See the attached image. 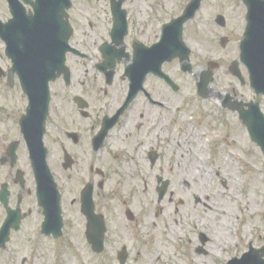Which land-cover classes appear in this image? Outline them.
<instances>
[{
    "label": "flooded vegetation",
    "instance_id": "obj_1",
    "mask_svg": "<svg viewBox=\"0 0 264 264\" xmlns=\"http://www.w3.org/2000/svg\"><path fill=\"white\" fill-rule=\"evenodd\" d=\"M37 1L0 0V19L3 22L16 20L17 10L30 17ZM59 1L61 5L58 0H41L45 17L50 10L51 16L57 18L52 23L57 35L60 33L58 17L63 19L65 13L62 0ZM67 1L70 5H65V18L73 29L69 40L74 51L67 55L69 76L63 74L50 84L49 116L43 139L49 149L47 158L61 195V214L56 216L54 228L48 227V214L34 169L36 159L31 145L38 121L26 120L28 96L18 74L15 73L11 85L9 71L12 64L8 57V63H5L3 54L0 56V264H70L68 254L76 236L69 235V229L74 226L83 245L81 249L90 253L93 263L129 264L133 252L127 245L120 250L117 248L124 229L119 225V219L113 220L118 209L111 208L106 202V190L113 174L121 175L122 169L133 163L135 168L141 166L137 153L148 141L144 140L145 136L150 135L152 139L157 136L154 142H164L166 137L179 132L180 121L171 119L166 109L167 87H171L160 73L150 71V68V72L144 74L145 68L142 69L138 75L141 84L127 102L132 83L130 68L160 52L161 19L144 20L138 0ZM190 22L183 26L185 40L190 39ZM223 23L217 24L226 29L229 22L225 19ZM20 27L21 23L15 25V28ZM44 30L49 32L48 23ZM223 37H227L229 43L228 35ZM174 61L181 65L180 59ZM166 64L162 62L161 71L167 72ZM230 95L232 103L237 100L241 104L247 103L237 91ZM136 110L140 115L135 123L132 121ZM105 127L109 128L104 138H98ZM134 133L141 137L131 147L125 140ZM150 152L155 153L154 160ZM147 154L150 167L160 166L164 172L166 154L162 156L157 148ZM167 169L169 175L161 174L163 179L159 181V176L156 181H166L170 188L175 181L174 167L170 165ZM91 184L95 209L107 222L102 253L93 251L89 242L87 250L85 246L88 220L82 210V198ZM134 218L132 221H137L136 214ZM58 225H61L60 231H57ZM204 251L208 253L205 248ZM82 264L86 263L82 261Z\"/></svg>",
    "mask_w": 264,
    "mask_h": 264
},
{
    "label": "rangeland",
    "instance_id": "obj_2",
    "mask_svg": "<svg viewBox=\"0 0 264 264\" xmlns=\"http://www.w3.org/2000/svg\"><path fill=\"white\" fill-rule=\"evenodd\" d=\"M188 1L138 0L137 3L144 20L148 21V19L154 18L161 19V22L164 20L167 23L184 11ZM246 9L243 0H202V6L197 12V16L189 25V28H192L190 39H186L188 45L193 49L191 61L194 72L198 74L203 69H208V61H216L220 66L215 70L216 77L212 87L222 93L237 91L245 102L257 100L254 90L249 85L247 70L243 64L239 63L242 74L246 77V84L242 85L231 74L229 68L235 60H239L241 55L240 42L244 37L243 15L246 17ZM219 14L223 15L229 22L226 29L220 28L215 22ZM223 35H228L230 41L226 47L222 48L219 41ZM4 48L5 44L0 42V56L3 54V61L8 63ZM1 62L2 59L0 64ZM165 68L182 89L180 93H176L167 87L169 97L167 113L171 119L176 118L180 121L179 132L166 137L164 142H162L163 140L154 142L150 135L144 137V140L148 141L141 145L139 153H137L138 163L141 166L132 171V185L129 187H124L123 177L120 173L112 175L114 178L106 190L108 195L106 202L111 208L118 209L113 220L119 219L118 223L124 229L117 248L120 250L122 246L127 245L129 250L133 252L129 264H157L156 262L152 263L149 259L146 260V255L151 253L154 247V230L156 229L154 224L146 223L147 216L151 213L154 222L162 221L163 226L161 228L164 231L166 228L164 225L167 224L170 216L177 218L175 211L171 213L167 210L168 204H174V206H186V212H191L193 216L188 215L187 219L184 220L186 232L184 236H179L175 243L179 252V260L175 261L169 254L167 264H176V262L177 264H228L233 258H242L243 254L249 252L251 247L255 249L264 248V153L251 138L248 128L237 113L220 108L216 101H200L194 74L183 72L177 61L167 63ZM8 100L6 99V102ZM258 100L264 110V97H261V100L258 98ZM137 111L133 113V118H135L132 122L135 123L140 115ZM175 112L180 113V115H173ZM142 129L144 131L145 127L142 126ZM197 132H205L204 139L206 140V147H208L205 153L206 158L204 157L205 160L203 161V169L209 172L210 178L208 184L201 185V187L198 181L187 185L182 184L183 179L179 173L186 168L177 169L176 163L178 154H186L191 151L190 146L195 144L190 140V136H195ZM140 137L141 134H131L125 140V144L132 147L134 143L137 144ZM153 148L159 149L162 156L166 154L167 164L164 172L160 170V166L152 169L148 164L147 153ZM228 158L234 161L236 171H242L243 177L245 176L244 181L238 187L239 191L242 190L247 194L252 189L254 192L255 189L252 185L254 179L257 178L261 181V186L256 190L260 210L249 230L246 229L245 232L242 230L241 238L236 245L230 249L219 251L211 234L212 226H208V224L213 223L211 215L214 211L213 208L220 205L221 198L218 195L227 197L231 191L237 190L234 182L226 179L224 177L225 172L222 171V162ZM170 165L176 168L174 185L168 189L164 200H160L157 186H150L146 189L142 178L153 170L158 174L169 175L167 167ZM144 168L146 171L143 170ZM173 191L174 194L172 195ZM170 198L173 200L172 203L169 201ZM127 208H130L137 215V221L132 222L126 217ZM103 211L105 212V209ZM111 220H109L110 225L113 224ZM199 222L205 223L208 227L197 226ZM201 233L209 238L204 245L208 253L198 255L196 250L202 245ZM69 235L76 236L68 254L70 264H82V261L86 264H96L93 263L94 259L90 253L87 251L84 253L81 249L83 245H81L75 226L70 227ZM85 242L87 250L88 241L85 240Z\"/></svg>",
    "mask_w": 264,
    "mask_h": 264
},
{
    "label": "water",
    "instance_id": "obj_3",
    "mask_svg": "<svg viewBox=\"0 0 264 264\" xmlns=\"http://www.w3.org/2000/svg\"><path fill=\"white\" fill-rule=\"evenodd\" d=\"M248 7L247 21H249L246 28L245 38L241 45V61L247 65L250 75V85L254 88L256 94L264 95V1L263 0H245ZM38 19L41 17L42 10L39 9L40 4H34ZM201 6V0H192L189 6L184 11L179 19L169 23L165 27L163 33V40L160 43V52L155 53L149 59H143L139 66L130 68L131 73V97L137 92L138 85L141 80L138 78L139 72L145 67L151 68L158 73L160 70V63L163 61H171L176 57L182 60V67L185 72H193V67L189 63L190 49L184 45L181 35L183 22L189 20L196 15L197 10ZM34 16L30 18V23L35 24ZM223 17H218V22L222 23ZM27 22V23H29ZM41 23V22H38ZM0 33L7 43V53L13 58L14 67L12 73L17 72L21 76L22 85L27 95L30 98V107L28 109V116H36V119L41 121L40 125H35L33 129L34 140L31 148L36 159L35 169L39 180L40 195L46 204V211L48 214V227L54 228L56 216L60 215V194L57 190V185L51 169L47 163V150L43 146L44 121L48 110V102L50 99L49 85L50 81H54L63 73H68L66 68V54L70 50L68 45L71 29L69 25L63 23V32L61 34L60 42H53L49 44L42 27L31 26L30 24L23 31L18 34L12 31L11 22L6 25H1ZM221 44L226 45L224 41ZM24 47L25 49H21ZM210 69L203 71L197 77L199 88V95L208 97L213 91L210 85L214 81V70L218 68L216 62L209 63ZM147 70V69H146ZM147 71L144 70V74ZM233 75H237L242 83L245 79L239 69V64L235 61L231 66ZM168 83L179 89L174 81L166 74ZM130 97V98H131ZM130 100V99H129ZM249 109L243 110L242 107H233L239 109L240 118L244 121L247 128H249L251 137L261 146L264 151V115L259 104L251 102L248 104ZM106 132V131H105ZM104 132V133H105ZM167 184V183H166ZM159 189V196L163 198L167 190V185ZM93 188L90 187L85 193L83 210L86 214L89 223L87 227L88 241H90L95 249H103L104 235L106 232L105 220L97 215L94 209V201L92 199ZM131 217V212H128ZM61 225H58L59 230ZM202 242L206 241V236L203 234ZM202 249H200L201 251ZM261 253V254H260ZM264 248L261 250L251 249L250 252L245 253L242 259L234 258L229 264H264Z\"/></svg>",
    "mask_w": 264,
    "mask_h": 264
},
{
    "label": "bare ground",
    "instance_id": "obj_4",
    "mask_svg": "<svg viewBox=\"0 0 264 264\" xmlns=\"http://www.w3.org/2000/svg\"><path fill=\"white\" fill-rule=\"evenodd\" d=\"M204 137L205 132H197L195 133V136H190V140L195 144L194 146H190L191 151L186 154L180 153L177 155V169L186 168L179 173L183 179L182 184L184 185L198 181L201 187V185H207L209 182V172H206L203 169V161L205 160L204 157L206 158L205 153L208 149ZM154 139L156 140L157 136H155ZM222 163V171L225 172L224 177L234 182L237 186V190L231 191L230 195L227 197H223L220 194L218 195V197L220 196L221 198L219 201L220 205H216L213 208L214 211L211 214L213 223L208 224V226H212L211 234L219 251L230 249L232 246H235L237 241L241 238L240 233L242 230L245 232L246 229L249 230V227L253 225L252 223L255 221V216L260 210L256 190L261 186V181L255 178L254 183L252 184L255 193L252 189H250L247 194L242 190L239 191L238 187H240L245 177H243L242 171H236L235 163L231 158L224 159ZM135 167L136 165L133 163L132 166H126L122 169L121 176L123 177L125 188L132 185L131 173ZM175 169L176 168L172 170L173 174H175ZM143 170L146 171L145 168ZM146 175L147 176L142 178L146 189L150 186H158L156 184V179L161 176V174H158V172L153 170V172L150 171ZM173 194L174 191L172 192V195ZM169 201H173L172 198H170ZM185 209H187L186 206H174V204L167 205V210L171 213L175 211L177 218L170 216L171 218L168 220L167 224L164 225V227H166L164 231L161 228L163 226L162 221L154 222L151 213L147 216L146 223L154 224L156 229L154 230V247L152 248V252L146 255V260L149 259L152 263L156 262L157 264H167L169 261L167 258L169 254L175 259V261L179 260V252L175 243L179 236H184L186 232L184 220L187 219L188 215L191 217L193 216L191 212L187 213ZM197 226L202 228L208 227L205 223L201 222H199Z\"/></svg>",
    "mask_w": 264,
    "mask_h": 264
}]
</instances>
